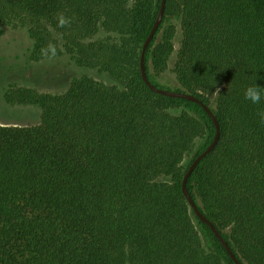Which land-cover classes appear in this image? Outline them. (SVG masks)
Returning <instances> with one entry per match:
<instances>
[{"label":"trees","instance_id":"1","mask_svg":"<svg viewBox=\"0 0 264 264\" xmlns=\"http://www.w3.org/2000/svg\"><path fill=\"white\" fill-rule=\"evenodd\" d=\"M161 4L0 0V33L5 23L28 27L35 61L69 54L116 81L83 77L61 94L7 91L8 104L37 105L42 116L35 125L0 123V264H236L182 190L216 135L214 121L201 104L161 95L142 77ZM174 18L183 32L175 90L209 104L221 132L189 192L242 264H264V105L243 94L256 75L264 86V0H166L144 60L162 88L150 68L163 71L175 52ZM101 30L116 37L93 40Z\"/></svg>","mask_w":264,"mask_h":264},{"label":"rangeland","instance_id":"2","mask_svg":"<svg viewBox=\"0 0 264 264\" xmlns=\"http://www.w3.org/2000/svg\"><path fill=\"white\" fill-rule=\"evenodd\" d=\"M170 23L175 25V52L163 71L150 68L153 80L159 85L170 88H180L174 73V63L180 48L183 32L180 20L174 18ZM116 37V34L101 30L93 40H104ZM33 40L28 27L16 23H5L0 33V123L15 125H35L41 121L42 110L37 105H10L5 95L11 86L34 88L41 92L61 94L70 84L83 77H90L114 84L116 81L107 73L96 68L80 66L69 54L47 57L41 61L32 58ZM217 96L212 97V107H216ZM205 141H198L194 152L188 154L184 161L187 167L200 150ZM203 242L208 250L214 249L213 238L202 229L198 222Z\"/></svg>","mask_w":264,"mask_h":264},{"label":"water","instance_id":"3","mask_svg":"<svg viewBox=\"0 0 264 264\" xmlns=\"http://www.w3.org/2000/svg\"><path fill=\"white\" fill-rule=\"evenodd\" d=\"M165 5H166V0H162V4H161V9L159 12V15L152 27V29L150 30L144 44H143V50H142V56H141V72H142V77L144 79V81L146 82V84L155 92L161 94V95H165V96H169V97H175V98H185L188 99L192 102H197L199 104L202 105V107L204 108V110L209 114V116L212 118V120L214 121L216 128H217V132L216 135L213 139V141L209 144V146L203 150L191 163V165L189 166L184 178H183V182H182V190L183 193L185 194L187 200L190 202L191 208L194 210L195 214L200 218V220L206 224H208L211 228V230L213 231V233L215 234V236L220 240V242L223 244V246L225 247L226 251L228 252V254L231 256V258L234 260V262L236 264H242L239 260V258L237 257V255L234 253V251L232 250L231 246L229 245L228 241L223 237L221 231L217 228V226L213 223V221H211L198 207L197 203L195 202V200L193 199V197L191 196L189 189H188V179L191 176V174L193 173V171L196 169L197 165L200 163V161L205 158L208 154H210L217 146L219 139H220V124L219 121L215 115V112L213 111V109L211 108V106H209V104L205 103L202 99H200L198 96L191 94L189 92H185V91H178V90H171V89H166V88H162V87H158L155 84H153L150 79L148 78L146 69H145V52L148 48V46L150 45V43L152 42L159 26L161 25L162 21H163V17H164V12H165Z\"/></svg>","mask_w":264,"mask_h":264},{"label":"clouds","instance_id":"4","mask_svg":"<svg viewBox=\"0 0 264 264\" xmlns=\"http://www.w3.org/2000/svg\"><path fill=\"white\" fill-rule=\"evenodd\" d=\"M65 21L62 19L61 24ZM256 80L244 89V99L251 102L253 105H264V86L257 83ZM261 117L264 118V113H261Z\"/></svg>","mask_w":264,"mask_h":264}]
</instances>
